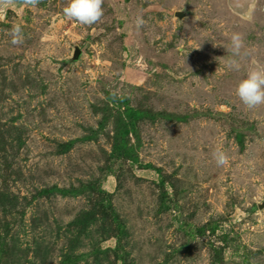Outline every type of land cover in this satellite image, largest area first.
<instances>
[{
    "label": "rangeland",
    "instance_id": "1",
    "mask_svg": "<svg viewBox=\"0 0 264 264\" xmlns=\"http://www.w3.org/2000/svg\"><path fill=\"white\" fill-rule=\"evenodd\" d=\"M67 3L0 19V264H264V104L236 94L264 0H104L92 26Z\"/></svg>",
    "mask_w": 264,
    "mask_h": 264
},
{
    "label": "clouds",
    "instance_id": "2",
    "mask_svg": "<svg viewBox=\"0 0 264 264\" xmlns=\"http://www.w3.org/2000/svg\"><path fill=\"white\" fill-rule=\"evenodd\" d=\"M41 2L42 0H0V19L3 18V14L7 10L13 9L17 5L35 8ZM103 4L104 0H68L67 5L63 8V15L70 20H76L81 25L92 26L103 17ZM147 23L143 14L136 16L135 28L137 30L146 26ZM8 35L11 37L13 45L23 44V25L14 24ZM226 49L231 56L227 67L230 70L240 71V58L246 54V51L242 52L245 49L244 34L239 31L232 32L230 35V47ZM236 94L248 110H253L264 104V65L255 64L247 71L245 77L238 83ZM111 95L114 99L120 96L118 91L112 92ZM213 158L218 166H225L229 163V156L222 148H217L214 151Z\"/></svg>",
    "mask_w": 264,
    "mask_h": 264
},
{
    "label": "water",
    "instance_id": "3",
    "mask_svg": "<svg viewBox=\"0 0 264 264\" xmlns=\"http://www.w3.org/2000/svg\"><path fill=\"white\" fill-rule=\"evenodd\" d=\"M80 53V49L79 48H76V51H75V56L77 57Z\"/></svg>",
    "mask_w": 264,
    "mask_h": 264
}]
</instances>
